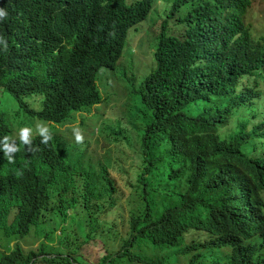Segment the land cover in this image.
<instances>
[{"label":"trees","instance_id":"obj_1","mask_svg":"<svg viewBox=\"0 0 264 264\" xmlns=\"http://www.w3.org/2000/svg\"><path fill=\"white\" fill-rule=\"evenodd\" d=\"M158 1L0 0V90L18 104L0 107V235L40 242L25 249L19 241L0 264L133 262L131 249L180 250L192 230L205 241L179 254L231 247L221 264H264V34L246 26L251 0H163L173 6L149 31L157 53L139 90L148 120L136 155L118 145L113 157L105 136L101 161L76 167L57 136L43 135L6 158L5 136L14 144L36 121L64 122L99 66L115 59L82 16L108 21L122 49ZM230 113L243 131L214 142L211 123H231ZM118 179H135L125 204Z\"/></svg>","mask_w":264,"mask_h":264},{"label":"clouds","instance_id":"obj_2","mask_svg":"<svg viewBox=\"0 0 264 264\" xmlns=\"http://www.w3.org/2000/svg\"><path fill=\"white\" fill-rule=\"evenodd\" d=\"M6 15L5 10L0 9V17H5ZM82 19L92 38L98 40L102 45L110 49L112 46L115 51V59L108 57L106 63L99 66L93 86L83 97L84 102L82 106L64 122L61 124H52L50 122L36 121L33 130L25 126L14 133L13 139L15 145L9 144L8 141L12 138L5 136V154L9 162L13 161L10 153L18 152L19 147L34 145L37 137L43 135L50 136L52 143L57 136L63 154L66 158L71 159L76 167L80 165L88 166L90 164H98L101 161V157L105 156L109 149L105 136L110 138L111 148L114 149L113 157L118 145L120 146V151L125 153L124 156H133L137 154L134 151H137L144 143L145 134L143 132H147L148 115L144 108L146 102H144L139 90L142 81L154 71L155 54L157 53V47H155L154 41L149 35V32H146L147 27H143L141 31L144 32V36L138 40V44L134 41L136 39L134 37L136 35L138 36L141 31L132 34L131 37L128 34L125 46L120 49V44L117 42L116 36L111 32V24L108 21L94 13L85 14L82 16ZM155 28L148 27L149 30H154ZM145 37L148 40H145ZM144 47H147L150 53V59L145 62L139 58L140 51ZM129 59L136 64L135 75L127 78L111 75L116 69L127 66ZM107 74L109 75V79L108 83L105 84V82L100 80V76ZM137 84L139 85L135 87ZM118 90L124 92L120 97L115 94ZM97 117H99V120L95 122L94 120ZM221 117V120H223L224 115L222 114ZM238 117V115L230 113L231 123L225 124L221 121L212 122L209 129L211 139L219 144L232 143L239 133L243 131V123L238 124L235 122ZM46 139L47 137L45 138V142ZM118 139L120 142L116 141ZM100 141L104 143L105 147H101ZM96 150H100V152L93 155ZM20 154L14 156V162L17 161ZM118 180L120 182V179ZM134 180L127 179L119 183L123 204L126 203L130 195L131 185ZM191 232L200 234L199 231L195 230L189 233ZM183 245L180 250L187 247L183 248ZM148 248L152 247L149 246ZM146 250L145 245L141 248L136 247L131 249V254L136 255L139 259L133 262H130L128 259L124 260L131 264H149L151 261L141 260L144 256H148L143 254ZM180 250H177V254L180 256L184 255L179 254ZM157 251L161 252V250ZM197 251L199 252L197 259L212 257L214 264H221L226 262L232 252V248H215L207 245L205 248ZM162 262L165 263V259Z\"/></svg>","mask_w":264,"mask_h":264},{"label":"rangeland","instance_id":"obj_3","mask_svg":"<svg viewBox=\"0 0 264 264\" xmlns=\"http://www.w3.org/2000/svg\"><path fill=\"white\" fill-rule=\"evenodd\" d=\"M251 1H252L251 8L248 10L247 14L245 15L244 20H245L246 26L252 31L253 36L254 35L262 36V34H264V0H251ZM172 6H173V3L170 5V7H168V4L165 1L163 0L158 1L157 4L155 5L154 10L149 15V18L143 21L142 23H140L135 29H132L129 33V37H131V35L136 32H140L143 29V27H147L146 32L148 33L150 31L148 27L155 28L157 25L162 23L161 18L167 14L165 12L171 10ZM136 36L134 37V39L135 38L136 39L135 40L133 39V40L136 41V43L138 44V40L142 39V37L144 36V32L141 31L138 34V36L137 37ZM145 40H148L147 37H145ZM155 47H156V44H155ZM139 58L140 60L144 62L150 59V53L147 47L142 48V50L140 51ZM135 66L136 64L131 59H129L127 66L116 69L114 72L111 73V75L122 76L124 78L130 77L136 74ZM108 79H109L108 74L105 76L103 75L100 76V80L102 82H105V84L108 83ZM138 85L139 84H137L135 87H137ZM123 93L124 92L120 90L115 92V94H117L118 97L122 96ZM0 107L4 111L10 112V111H13L16 107H18V104L13 95L9 93H3L0 90ZM98 120H99V117H97L94 121L97 122ZM100 143H101V147H105L102 141H100ZM98 152H100V150H96L93 155H96ZM204 240L205 238L203 235L199 233L191 232L186 236L183 248L191 245L193 241L204 242ZM19 241L21 242L22 246L25 249H28L35 245L38 246L40 244V242H37L35 244L34 241L31 239L12 240L11 243H8V241L4 239L3 235H0V252L11 251L14 245H16ZM177 250L178 249H167V250H163L159 252L157 250H153L152 248H147V250L143 252V254L151 256V257H155L162 261H164L165 259V264H188L192 260V258L199 253L198 251H193L188 254L181 255L179 260H177L178 258ZM212 260H213L212 257H208L207 259L198 258L195 261V264H214ZM76 261L78 262V264H88V261H85L84 259L79 258V257L76 258ZM119 264H131V263L127 261H123V262H120Z\"/></svg>","mask_w":264,"mask_h":264}]
</instances>
